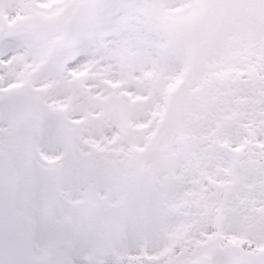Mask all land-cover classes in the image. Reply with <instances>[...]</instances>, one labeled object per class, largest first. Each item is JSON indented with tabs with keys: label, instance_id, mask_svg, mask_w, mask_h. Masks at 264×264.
I'll return each instance as SVG.
<instances>
[{
	"label": "snow or ice",
	"instance_id": "6c2138e0",
	"mask_svg": "<svg viewBox=\"0 0 264 264\" xmlns=\"http://www.w3.org/2000/svg\"><path fill=\"white\" fill-rule=\"evenodd\" d=\"M0 264H264V0H0Z\"/></svg>",
	"mask_w": 264,
	"mask_h": 264
}]
</instances>
